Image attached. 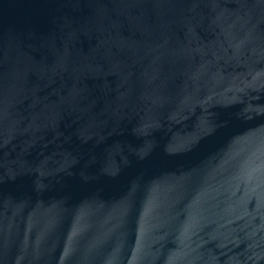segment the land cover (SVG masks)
<instances>
[{"label":"water","instance_id":"1","mask_svg":"<svg viewBox=\"0 0 264 264\" xmlns=\"http://www.w3.org/2000/svg\"><path fill=\"white\" fill-rule=\"evenodd\" d=\"M0 264H264V0H0Z\"/></svg>","mask_w":264,"mask_h":264}]
</instances>
